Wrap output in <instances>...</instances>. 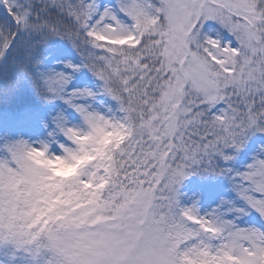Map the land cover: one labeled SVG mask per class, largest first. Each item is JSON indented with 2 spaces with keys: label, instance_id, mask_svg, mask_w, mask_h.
Segmentation results:
<instances>
[{
  "label": "snow or ice",
  "instance_id": "1",
  "mask_svg": "<svg viewBox=\"0 0 264 264\" xmlns=\"http://www.w3.org/2000/svg\"><path fill=\"white\" fill-rule=\"evenodd\" d=\"M0 264H264V0H0Z\"/></svg>",
  "mask_w": 264,
  "mask_h": 264
}]
</instances>
